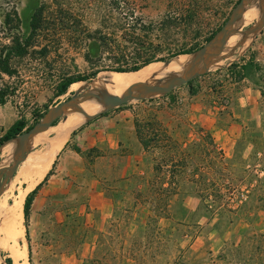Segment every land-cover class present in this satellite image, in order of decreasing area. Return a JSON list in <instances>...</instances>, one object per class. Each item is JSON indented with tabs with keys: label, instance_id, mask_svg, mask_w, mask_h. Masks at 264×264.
Returning <instances> with one entry per match:
<instances>
[{
	"label": "rangeland",
	"instance_id": "374dc122",
	"mask_svg": "<svg viewBox=\"0 0 264 264\" xmlns=\"http://www.w3.org/2000/svg\"><path fill=\"white\" fill-rule=\"evenodd\" d=\"M10 1L21 23L19 32L14 25L5 27L3 16L0 20V54L17 47L9 61L12 74L0 72L6 94L0 134L20 118L35 125L51 106L74 95L72 85L57 94L67 78L112 65L122 54L143 52L141 44L160 46L166 57L203 45L239 0ZM259 6L247 10L241 28L254 23ZM40 7L43 26L33 33L31 20ZM252 9L255 14L248 16ZM102 34L111 44L100 41ZM240 38L233 37L224 54ZM19 40L26 51L20 52ZM249 61L252 73L242 77L241 66ZM106 72L113 71L88 81ZM115 110L133 120L144 154L135 172L102 181L113 201L111 216L92 226V207L82 205L84 193L60 195L46 183L36 195L28 228L23 215V235L10 242L7 209L26 187L18 179L19 167L0 207V259L13 256L14 244L27 264H264V28L190 84ZM89 123L82 121L76 130ZM49 134L20 166L46 149ZM99 153L84 152L88 158ZM7 158L11 146L0 161Z\"/></svg>",
	"mask_w": 264,
	"mask_h": 264
},
{
	"label": "water",
	"instance_id": "95a60500",
	"mask_svg": "<svg viewBox=\"0 0 264 264\" xmlns=\"http://www.w3.org/2000/svg\"><path fill=\"white\" fill-rule=\"evenodd\" d=\"M255 3L260 5V15L252 25L245 29L241 28L240 23L243 16ZM263 28L264 0H239L221 28L201 47L190 54H183L188 56V60L169 77L149 76L133 83L121 92L108 96L101 94V89H104L103 87L94 91L90 89V85L98 78L82 84L81 88L71 98L51 106L31 128L0 143V157L4 150L8 146H11L10 161H8L5 168H1L2 173L5 174L0 182V201L10 187L20 164L27 156L31 147L50 132V129L56 125L55 122L57 120H60L58 122L60 123L61 120L68 117V113L72 112L87 123L131 101L154 100L166 96L175 88L188 84L194 79L207 74L218 61L229 57L246 40L258 36ZM235 36H241L240 41L232 48L229 55L224 54V50ZM179 56L181 55L162 63L170 64ZM87 98L93 99L99 105V108L93 112L84 110L80 106V101ZM0 264L8 263L0 259Z\"/></svg>",
	"mask_w": 264,
	"mask_h": 264
},
{
	"label": "crops",
	"instance_id": "0c3cea01",
	"mask_svg": "<svg viewBox=\"0 0 264 264\" xmlns=\"http://www.w3.org/2000/svg\"><path fill=\"white\" fill-rule=\"evenodd\" d=\"M117 111L119 110H112L78 130L75 128L82 122L68 127L64 131L67 133V139L50 167L51 169L54 163L55 167L58 166L51 175L54 179L49 178L43 184L48 183V188L53 186L57 189V193H61L60 195L84 193L85 200L82 201V205L90 204L92 207V226L101 217L106 219L111 216L110 212L113 208V201L105 193L102 181L112 177H125L135 172L144 154L133 120L121 116L123 111L119 113ZM58 127L59 123L51 128L48 136L50 142H47L46 149H42L38 154L46 155L56 148L58 137L62 134ZM0 129H3L2 119H0ZM224 132L228 134L229 130ZM3 133L5 132H2L0 137ZM123 148L126 149L125 152H122ZM91 150H99L100 153L88 158L84 152ZM38 154L36 157L40 156ZM36 157L34 155L26 161H33ZM24 186H27V183Z\"/></svg>",
	"mask_w": 264,
	"mask_h": 264
},
{
	"label": "bare ground",
	"instance_id": "6f19581e",
	"mask_svg": "<svg viewBox=\"0 0 264 264\" xmlns=\"http://www.w3.org/2000/svg\"><path fill=\"white\" fill-rule=\"evenodd\" d=\"M254 14H255V9H252L249 11L248 16H253ZM187 60H188L187 55H181L178 58L174 59L170 64L157 62V63L148 64L143 68H141L139 71H131V72L113 71L109 73L106 72L107 74L100 76L90 85L91 86L90 89L94 91L101 89V87H103L104 89H101V94L103 96H108L113 93L121 92L125 90L127 87L131 86L133 83L142 80L144 78H147L149 76L169 77L171 75V71H173L174 69H179ZM82 83L83 82L73 83L72 89L76 91L79 90L82 86ZM80 106L87 107L84 110L88 112H93L99 108V105L91 98L81 100ZM80 122H82V119L76 114H73V116H71L70 119L64 122H60L58 128L59 130H61L62 134L60 136L58 135L59 137L57 140L56 148L51 153L49 152V154L46 155L38 154L40 155L38 157H36L35 155L36 158H34L33 161L32 160L26 161L23 164V166H20L21 168L18 174L19 175L18 179L20 178L21 182L27 183V186L24 187L19 192L18 195H16L17 197L14 199V203L10 205V207L7 209L8 210L7 217L5 218H7V222H6L8 228L7 233L9 235L10 242L16 244L23 232L20 226L22 222L21 219H23L22 217L24 215L23 206H24V199L26 197V194L31 189L35 188L37 184H39L46 176L52 163L54 162V159L56 157L57 152L60 149V146H62L67 139V135H66L67 133H65L64 131L67 130L68 127H72L73 125L78 124ZM7 164H8V158L2 159L0 161V168H5ZM3 203H4V197L0 201V207L3 205ZM0 213H2V211ZM14 244L10 245L11 246L10 250L12 251L11 255H13L12 257L14 258V264H27L28 262L27 263L21 262L23 253L19 251L18 248H16L17 245L15 246Z\"/></svg>",
	"mask_w": 264,
	"mask_h": 264
},
{
	"label": "trees",
	"instance_id": "16d2710c",
	"mask_svg": "<svg viewBox=\"0 0 264 264\" xmlns=\"http://www.w3.org/2000/svg\"><path fill=\"white\" fill-rule=\"evenodd\" d=\"M115 4H119V0H114ZM237 4V3H236ZM1 16H3V24L5 27H12L13 25L17 31L20 32V23H21V18L18 15V11L16 9L15 5H12V2L10 0H0V20ZM43 20H44V9L43 8H38V10L34 13L32 20H31V28L32 32H37L41 27L43 26ZM17 26V27H16ZM221 26L214 31L210 36L207 37L206 41H208L219 29ZM12 29V28H11ZM12 34H15V32H10L9 35L13 38ZM18 37V36H17ZM15 39V37H14ZM100 41L103 42L104 45H109L108 37L105 34H102ZM137 42V41H136ZM18 46L20 47L21 51H26L24 47H22V43L17 41ZM142 47H144V51L140 52L138 51L134 56L127 57V55L122 54L119 58H114V64L112 65H107V66H100L98 68H95L90 74L86 75H76V76H71L67 78L64 82H62L59 86L58 95L65 94L71 85L75 82H81V81H88L94 77H96L101 71H117V72H131V71H138L144 66L151 64L153 62L157 61H168L178 55H183V54H190L196 49H198L201 46H197L195 48H179L176 49L175 51H172L168 57L162 56L159 53L162 52V49L160 46H154L152 43L149 44V46H145L144 44H141ZM8 51L7 52H2L0 54V72H4L7 74H12V69L10 67L9 61L13 53L17 51V47H7ZM159 49V50H156ZM92 51H95V48L92 46ZM19 52V53H20ZM131 59V60H129ZM252 66L253 63L251 61L246 62L241 66L242 68V77H247L252 73ZM192 82V81H191ZM189 82V84L191 83ZM5 92L3 89L0 90V103H5ZM126 105V104H125ZM124 106V105H123ZM121 106L120 108H122ZM117 108V109H120ZM109 113V112H108ZM107 114V113H106ZM105 115V114H104ZM60 120H57L55 123L57 124ZM31 126H28V121L25 118H20L16 120L9 129L5 131V133L0 137V143L3 141L22 133L23 131L31 128ZM75 131L72 133L74 135ZM142 143L144 146H147V143L142 140ZM55 169V163L53 164V167L48 171L46 174L45 178L43 179L42 182H40L33 190H31L24 202V217H25V224L28 228V221L30 218V212L33 206V203L35 201L36 195L38 194L39 190L43 186V184L51 177V175L54 173ZM27 235H29V231L27 230ZM6 262L8 264H13L12 257H7Z\"/></svg>",
	"mask_w": 264,
	"mask_h": 264
}]
</instances>
